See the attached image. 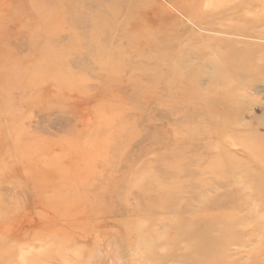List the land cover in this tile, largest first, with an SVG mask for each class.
I'll list each match as a JSON object with an SVG mask.
<instances>
[{
  "label": "rangeland",
  "instance_id": "rangeland-1",
  "mask_svg": "<svg viewBox=\"0 0 264 264\" xmlns=\"http://www.w3.org/2000/svg\"><path fill=\"white\" fill-rule=\"evenodd\" d=\"M7 3L0 264H264V0ZM99 3L104 49L50 77L31 55Z\"/></svg>",
  "mask_w": 264,
  "mask_h": 264
},
{
  "label": "bare ground",
  "instance_id": "bare-ground-1",
  "mask_svg": "<svg viewBox=\"0 0 264 264\" xmlns=\"http://www.w3.org/2000/svg\"><path fill=\"white\" fill-rule=\"evenodd\" d=\"M7 4H8L7 0H2L0 2V26H1L0 28L4 27L3 25H6L5 23L7 20H12V18L14 17V14H15L12 12L10 13L8 11ZM103 6H104V4L99 3V7L95 11L94 10L90 11V13H92L93 11H94V14L97 13L96 16H94L93 18H92V15H94V14H91L90 17L88 18V19L97 20V22H95L93 24V28L90 31V32H92L93 35L91 34L90 37H88V30L86 27L87 23L85 22V20H81L80 22L77 21L78 17L73 18L72 20H69L68 22H62L63 24H61L59 26V28L60 29L65 28L66 31L62 32L59 39H61L62 41L64 40V41L62 43H60L59 41L54 42L53 48H52V49L59 48V53L57 55H55V54L50 55L48 50H45V49L39 50L38 54H36L34 56L31 55L33 62L37 61V60H38V62H40V60L42 62H47L48 65L45 67L44 72L49 73L50 77L57 78L59 69L64 68V67L74 66V65L85 64V56L87 55V52H89L91 49L103 50L104 49L103 48L104 47L103 40L105 39V38H103V35H104V29H105L106 24H104V18H103V12L102 11L107 8V7L105 8ZM113 22H117V21L114 20ZM117 23L118 24H114V23L110 24L109 28L117 30L118 28H120V22H117ZM6 26H8V25H6ZM11 27H13V26H11ZM131 27H133V26H131ZM51 28H52V26H51ZM119 34H120V36L126 37L125 39L130 38L129 34L125 33L123 30V31L118 33L117 40L119 39ZM46 35H47V33H46ZM38 43H39V45L46 44L47 41L42 38L39 40ZM32 59L29 60V58H27L26 60H23L22 63L24 65L23 67L25 68V70L26 71L28 70V73H26V77H29L27 83H32L35 86V88H32L30 95L32 94L33 96H36L37 95L36 92L38 91V89L36 88V84H37L39 76L36 75V73H35L36 71L31 72V70H30L31 64H33ZM246 71H247L246 68H242L239 71V73L241 72L244 74H248V72L246 73ZM232 92L233 91H231V89H229L228 94L232 95ZM182 221H184V220L181 219L179 224H176L174 226L175 227L174 229H176L175 237H174L176 242H174V243H177L181 238H185L188 236V234H187L188 231L186 229L185 224ZM206 233H207L206 231H199V232L193 234V236L191 238H194V241H201L202 238H205L207 236ZM205 252H206L205 254H207V255H206L204 261L201 258H198L195 261H193V263L194 264H214L213 257L211 258V255L208 253V251H205Z\"/></svg>",
  "mask_w": 264,
  "mask_h": 264
}]
</instances>
